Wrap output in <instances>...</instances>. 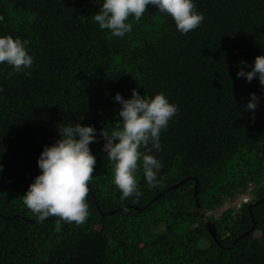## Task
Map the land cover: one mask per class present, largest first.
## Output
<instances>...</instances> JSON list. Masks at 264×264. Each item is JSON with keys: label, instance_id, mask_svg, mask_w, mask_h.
<instances>
[{"label": "trees", "instance_id": "obj_1", "mask_svg": "<svg viewBox=\"0 0 264 264\" xmlns=\"http://www.w3.org/2000/svg\"><path fill=\"white\" fill-rule=\"evenodd\" d=\"M104 2L0 0V38L29 41L33 57L20 73L0 64V264H264V86L237 78L264 56V0H193L205 19L187 34L148 5L123 37L94 21ZM133 89L149 100L163 94L178 113L161 150L139 149L163 165L160 183L149 187L141 158L142 195L122 201L100 133L119 117L115 96L131 99ZM75 123L97 132L89 216L57 232L58 218L38 221L22 197L42 174L45 146Z\"/></svg>", "mask_w": 264, "mask_h": 264}, {"label": "clouds", "instance_id": "obj_2", "mask_svg": "<svg viewBox=\"0 0 264 264\" xmlns=\"http://www.w3.org/2000/svg\"><path fill=\"white\" fill-rule=\"evenodd\" d=\"M148 5H153L159 9V13L170 16L182 34L197 29L205 19L195 11L193 0H105L94 16V21L101 30L106 29L112 36L123 37L132 31V24L127 22L129 17L140 21L147 12ZM3 20L4 17L0 16V21ZM28 43L27 40L14 39L12 36L0 38V64L7 63L16 73L31 68L33 57L26 51ZM237 78H246L249 83L258 78L264 86V56L256 57L251 71L241 68ZM0 91L3 89L0 88ZM114 99L122 105L119 117L110 133L105 128L100 135L106 141L108 159L114 163V183L122 192L123 201L142 195L135 178L141 158L149 187L155 188L160 183L158 173L163 165L152 155H142L139 149L143 146L148 152L152 148L161 150V131L168 127L169 121L178 113V108L170 104L163 94H157L154 99L149 100L136 89H133L131 99L125 100L119 93ZM258 103L259 97L251 94L246 110L254 113ZM58 131L62 138L51 147L45 146L38 160L42 174L35 178L22 197L24 205L38 221L57 217V232L61 231V221L79 226L89 216L86 200L96 165V157L91 153L89 145L96 142L97 136L94 127L81 126L80 123ZM244 199L249 201V197Z\"/></svg>", "mask_w": 264, "mask_h": 264}, {"label": "water", "instance_id": "obj_3", "mask_svg": "<svg viewBox=\"0 0 264 264\" xmlns=\"http://www.w3.org/2000/svg\"><path fill=\"white\" fill-rule=\"evenodd\" d=\"M169 190H170V189L165 190L161 195H164V194L167 193ZM197 190H198V189L196 188L195 193H194V196H195V200H196L197 208H198L199 211L201 212L200 218H202V219L205 221L206 227H207L208 231L210 232L211 237L217 241L218 239H217V231H216V229H215V225H214V223H213L211 220H208V219L205 218V216H204L205 213H204L202 207L200 206V204H199L198 201H197ZM90 192H91V191H90ZM161 195H158V197H156V198H159ZM92 196H93V195H92ZM93 198H94V196H93ZM94 201L96 202L95 198H94ZM259 202H260V201H259ZM252 206H253V205H251L249 208L251 209ZM109 214L111 215V214H113V212H112V213H109ZM103 215H105V214H103Z\"/></svg>", "mask_w": 264, "mask_h": 264}, {"label": "rangeland", "instance_id": "obj_4", "mask_svg": "<svg viewBox=\"0 0 264 264\" xmlns=\"http://www.w3.org/2000/svg\"><path fill=\"white\" fill-rule=\"evenodd\" d=\"M241 203V199L238 201H235L233 203H226L225 206L221 209H219L218 211L212 213L211 215H213L214 217H218L220 214H222L224 211H226L229 208H236L237 209V205Z\"/></svg>", "mask_w": 264, "mask_h": 264}, {"label": "built area", "instance_id": "obj_5", "mask_svg": "<svg viewBox=\"0 0 264 264\" xmlns=\"http://www.w3.org/2000/svg\"><path fill=\"white\" fill-rule=\"evenodd\" d=\"M247 201V199H244V201L243 202H246ZM238 207H240V204L238 205Z\"/></svg>", "mask_w": 264, "mask_h": 264}]
</instances>
